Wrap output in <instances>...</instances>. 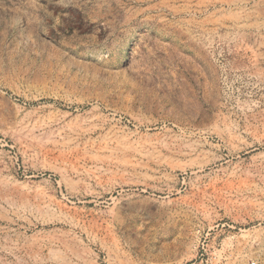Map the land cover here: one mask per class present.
I'll list each match as a JSON object with an SVG mask.
<instances>
[{"label": "rangeland", "instance_id": "rangeland-1", "mask_svg": "<svg viewBox=\"0 0 264 264\" xmlns=\"http://www.w3.org/2000/svg\"><path fill=\"white\" fill-rule=\"evenodd\" d=\"M201 246L264 257V0H0V264Z\"/></svg>", "mask_w": 264, "mask_h": 264}, {"label": "built area", "instance_id": "built-area-1", "mask_svg": "<svg viewBox=\"0 0 264 264\" xmlns=\"http://www.w3.org/2000/svg\"><path fill=\"white\" fill-rule=\"evenodd\" d=\"M194 257L190 259L189 261L179 262V263H172V264H212L211 258L207 256V253H205V248L202 246L200 247ZM226 260L228 257H225ZM228 264V261H222L219 259L216 264ZM259 263L264 264V257L259 259ZM249 264H257V261L255 260H249Z\"/></svg>", "mask_w": 264, "mask_h": 264}, {"label": "bare ground", "instance_id": "bare-ground-1", "mask_svg": "<svg viewBox=\"0 0 264 264\" xmlns=\"http://www.w3.org/2000/svg\"><path fill=\"white\" fill-rule=\"evenodd\" d=\"M238 166V165H237ZM237 168V167H236ZM253 168V167H252ZM234 170V169H233ZM249 170V169H248ZM255 170V169H254ZM226 171V170H225ZM241 172V171H240ZM243 172V171H242ZM244 173H246V172H244ZM243 173V174H244ZM248 173V172H247ZM251 173V172H250ZM231 175V174H230ZM236 175V174H235ZM237 176H239V174L237 175ZM244 176H245V174H244ZM248 177V176H247ZM238 178V177H237ZM231 179V178H230ZM247 179V178H246ZM241 180V179H240ZM228 181V180H227ZM230 181V180H229ZM235 181V180H234ZM237 181V180H236ZM233 182V181H232ZM241 182V181H240ZM214 185V184H213ZM236 187V186H235ZM238 187V186H237Z\"/></svg>", "mask_w": 264, "mask_h": 264}]
</instances>
